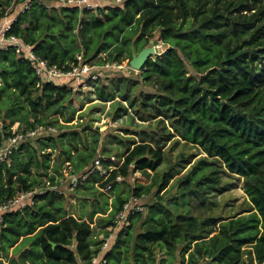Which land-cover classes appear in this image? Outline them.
<instances>
[{"label": "trees", "instance_id": "1", "mask_svg": "<svg viewBox=\"0 0 264 264\" xmlns=\"http://www.w3.org/2000/svg\"><path fill=\"white\" fill-rule=\"evenodd\" d=\"M13 16L6 36H17L39 57L66 71L79 57L100 66L122 64L124 57L130 63L132 46L140 52L157 38L164 50L137 76L142 86L152 88L148 95L162 99L178 116L186 142L212 163L222 162L227 174L244 179L250 200L241 215L228 218L175 216L167 205L175 166L160 174L167 146L162 141L168 134L156 132L132 140L130 152L126 142L123 165L105 162L107 177L95 173L72 187V196L84 200L76 216L68 209V197L59 192L60 179L66 169L70 177L85 174L104 155L99 130L91 135L90 126L72 130L75 79L41 83L31 62L15 48L0 49V142L17 123L19 131L38 125H56L62 131L23 142L9 161H0V206L37 190L33 205L2 214L0 264H79L76 256L91 264L99 253L105 264H123L127 232L139 223L144 232L135 243L134 264H158L157 249L170 256L159 264L172 259L177 264H242L247 248L257 264L264 263V0H123L96 11L61 0H0V28ZM102 53L107 59H101ZM56 150L60 154L53 159ZM130 171H139L141 177L127 195L113 198L103 192ZM218 175L213 170L195 183L187 175L178 191L208 201L212 189L228 188L219 184ZM99 191L102 203L86 212L88 199L83 196H98ZM148 195L153 202H144L143 211L130 215L103 251L94 236V218L101 213L97 225L111 227L126 202L132 197L145 201ZM103 232L109 238L111 232ZM73 243L72 250L68 246Z\"/></svg>", "mask_w": 264, "mask_h": 264}, {"label": "rangeland", "instance_id": "2", "mask_svg": "<svg viewBox=\"0 0 264 264\" xmlns=\"http://www.w3.org/2000/svg\"><path fill=\"white\" fill-rule=\"evenodd\" d=\"M156 39L154 38L147 46L156 48V53L153 56L161 54L164 50L162 43L156 42ZM132 50V54H134V46H132ZM135 53H138V51L136 50ZM101 57V59H107L108 56L106 53H102ZM99 59L97 58L95 61ZM84 62L82 58L80 65L82 63L83 65L90 63ZM106 64H109V62ZM113 67L125 71L115 72L113 70L114 68L111 67L100 79L94 80L93 77H88L85 83L81 84L79 81L81 86L76 81L77 85L74 89L73 106L77 110V117L71 123L73 124L72 130H82L90 126L92 130L89 129V132H87L90 135L92 134L91 131L99 130L101 135V154H104L103 156L106 157L116 158L114 162L119 165H123L126 142H129L130 152L132 150V140L137 139V141H140L141 138H138V136L141 134H144L145 139H148L151 134L155 135L156 132L159 134H168L167 139L162 141L167 146L165 150V161L163 166L160 167V174L171 165L175 166L172 171L173 177L171 182L173 188L169 196L170 200L167 202V205L174 211L175 216L185 215L195 217L198 215L204 217L211 214L215 217L228 218L234 215L237 216L238 214L241 215L245 202L250 200L248 194L245 192L244 179L227 174L222 162L212 163L213 159L206 157V154L200 148L184 140L182 135L184 125L178 116L171 113L162 99L148 95V92L153 89L142 86L143 82L137 76L142 74L143 71L132 69L128 58L124 57L122 64L115 62ZM190 73L195 72L191 69ZM122 76L131 77L132 80L126 82L121 78ZM80 115H83V118ZM54 127L58 129L56 125ZM17 128L19 129V123L13 126V130L16 131ZM60 132L62 133L61 130H58V133L53 136L59 135ZM49 137H52V135L46 136L42 140L48 139ZM47 151H50V149H47ZM59 154L60 151L56 150L53 159H56ZM52 164L54 165V160ZM133 169L134 165L132 164L130 170ZM216 169L219 170L218 176L221 180L219 184H226L228 188H223L218 191L212 189L210 194H207L209 197L208 201H204L195 195L182 196V192L178 191L179 182L187 175H190L192 182L195 183L206 178ZM126 170L129 171V166ZM68 173L69 170H64V176L60 179L61 184L59 189L69 199V211L79 216L83 210L84 200L79 201L72 196L74 195V187L70 183ZM124 177H121V180L116 183V186L114 185L113 189L109 190L106 188L107 190L105 189L103 192L109 191L107 193L113 198L120 193L127 195L133 189L136 179L141 177V173L139 171L135 173L130 171V175H124ZM100 192L102 191L98 192V196H83L88 199L85 200L86 207L84 209H86V212H91L95 205L102 203L100 200ZM152 197L153 195H148L144 202H153ZM146 213L147 210L145 211ZM243 213V215L248 214V212ZM101 216L102 214L99 213L94 218L96 223H94L93 227L95 229V239L102 243L103 239H105L103 231L108 230V228L97 225ZM177 222L178 220H174V223L177 224ZM141 224L134 225L130 233L127 232V237L130 242L128 249L125 248L123 264H134L133 253L135 243L144 232ZM68 247L73 250L75 243ZM156 251L158 264L160 260L170 258L165 251H159L158 249ZM0 256H2L1 253ZM76 257L79 264H85L78 256ZM174 260L172 259L171 262L173 263L170 264L178 263V260ZM202 264L206 263L203 262ZM242 264H257L250 248L246 249Z\"/></svg>", "mask_w": 264, "mask_h": 264}, {"label": "built area", "instance_id": "3", "mask_svg": "<svg viewBox=\"0 0 264 264\" xmlns=\"http://www.w3.org/2000/svg\"><path fill=\"white\" fill-rule=\"evenodd\" d=\"M65 5L75 4L78 5L82 10H98L99 8H104L106 6L120 3L122 0H61ZM31 4L27 6L30 8ZM5 23V22H4ZM13 23V22H12ZM9 23L6 26L0 28V49H7L8 47L15 48L16 54L26 58L33 65L36 75L41 80V83L51 82L55 79L62 78H71L75 79L80 83H85L88 80V77H93L94 80L100 79L105 72H108L110 68H114V63L104 64L102 66L93 65L91 63H83L80 65V60L82 57H79V63L72 66L70 70H63L56 65H51L47 60L39 57L32 45L24 43L17 36H6V32L10 29L11 24ZM102 58V57H101ZM107 63V62H106ZM90 64V65H89ZM100 68H97V67ZM117 69L115 67L113 70ZM80 81V83H79ZM77 85V83H76ZM75 85V86H76ZM75 89V88H74ZM58 133V129L51 125H38L35 129L28 131H19L17 128L16 131H12L10 136L7 139H4L0 142V161H9L11 155L14 153L15 149H18L23 142L35 141L38 139H43L46 136H53ZM116 158L111 157L110 159L105 156H99L93 163V165L88 169V171L83 175L71 176L70 183L73 187H76L80 182L85 181L92 174L98 173L101 176L107 177L109 175L108 169L105 166L106 161H114ZM121 177L117 178V181H120ZM49 185V183H48ZM107 189L111 190L112 185L109 184ZM106 189V190H107ZM60 193H63L59 190ZM36 191H29L20 193L16 198L9 200L0 206V221H2V214L19 209L20 207L29 204H34V195ZM144 198L141 197H132L130 201L126 202L123 205V208L116 214L115 225L108 227V230L111 232L109 238L103 239L101 249L103 251L108 250L110 247V241L116 237L117 230L121 228L124 223L128 220L129 216L135 214L139 211H143L144 207ZM91 264H105L104 258L101 254H97L92 259ZM264 264V263H262Z\"/></svg>", "mask_w": 264, "mask_h": 264}, {"label": "water", "instance_id": "4", "mask_svg": "<svg viewBox=\"0 0 264 264\" xmlns=\"http://www.w3.org/2000/svg\"><path fill=\"white\" fill-rule=\"evenodd\" d=\"M134 48V54L132 56V59L130 61V67L134 70L141 71L144 69L145 65L149 61V59L153 56V54L156 53L155 47H146L142 51L135 53Z\"/></svg>", "mask_w": 264, "mask_h": 264}, {"label": "crops", "instance_id": "5", "mask_svg": "<svg viewBox=\"0 0 264 264\" xmlns=\"http://www.w3.org/2000/svg\"><path fill=\"white\" fill-rule=\"evenodd\" d=\"M15 18H16V16H13V17H11V18H7V20L5 21V23L2 24L1 28H2L3 26L8 25L9 23H12V22L15 20Z\"/></svg>", "mask_w": 264, "mask_h": 264}]
</instances>
